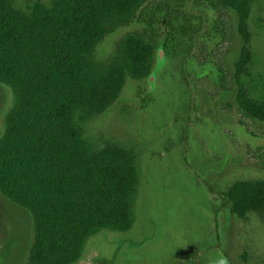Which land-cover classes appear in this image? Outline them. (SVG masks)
<instances>
[{
    "label": "rangeland",
    "instance_id": "obj_1",
    "mask_svg": "<svg viewBox=\"0 0 264 264\" xmlns=\"http://www.w3.org/2000/svg\"><path fill=\"white\" fill-rule=\"evenodd\" d=\"M51 2L13 0L24 10ZM246 11L247 42L239 15L205 0H150L138 19L108 27L93 50L98 68L119 57L127 34L153 33L156 45L145 77L127 74L104 112L78 120L93 150L109 144L133 157L134 221L126 232L90 236L76 264H264V209L234 212L230 193L264 181V123L236 103L242 90L264 102V0H247ZM189 14L192 31L203 30L190 54L178 33ZM10 104L0 84V133ZM204 182L225 196L223 207ZM31 235V215L0 194V264H25Z\"/></svg>",
    "mask_w": 264,
    "mask_h": 264
},
{
    "label": "trees",
    "instance_id": "obj_2",
    "mask_svg": "<svg viewBox=\"0 0 264 264\" xmlns=\"http://www.w3.org/2000/svg\"><path fill=\"white\" fill-rule=\"evenodd\" d=\"M149 1L52 0L48 7L24 10L13 0H0V84L11 93L0 133V194L31 215L25 264H76L90 236L103 229L126 232L133 225L138 184L133 157L109 144L93 150L78 120L104 112L127 74L142 78L149 72L153 33L147 39L127 34L119 57L103 68L92 57L108 27L138 19ZM205 1L234 10L248 41L247 0ZM190 16L178 30L188 38L189 54L203 31H192ZM250 56L246 43L239 65ZM236 103L264 123V102L242 90ZM204 185L223 207L225 196ZM230 193L234 212L264 209V181L238 184Z\"/></svg>",
    "mask_w": 264,
    "mask_h": 264
},
{
    "label": "clouds",
    "instance_id": "obj_3",
    "mask_svg": "<svg viewBox=\"0 0 264 264\" xmlns=\"http://www.w3.org/2000/svg\"><path fill=\"white\" fill-rule=\"evenodd\" d=\"M218 264H227V262H226V260L221 259V260L218 262Z\"/></svg>",
    "mask_w": 264,
    "mask_h": 264
}]
</instances>
